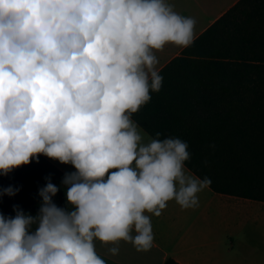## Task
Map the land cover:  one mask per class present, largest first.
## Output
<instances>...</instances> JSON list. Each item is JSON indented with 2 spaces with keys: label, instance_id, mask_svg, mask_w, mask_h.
<instances>
[{
  "label": "clouds",
  "instance_id": "obj_1",
  "mask_svg": "<svg viewBox=\"0 0 264 264\" xmlns=\"http://www.w3.org/2000/svg\"><path fill=\"white\" fill-rule=\"evenodd\" d=\"M195 25L167 0H0V176L41 155L75 168L61 181L71 209L47 177L36 215L0 213V264H106L96 240L148 251L146 213L199 206L211 179L187 169L188 144L145 142L132 119L162 87L155 52L191 46Z\"/></svg>",
  "mask_w": 264,
  "mask_h": 264
},
{
  "label": "trees",
  "instance_id": "obj_2",
  "mask_svg": "<svg viewBox=\"0 0 264 264\" xmlns=\"http://www.w3.org/2000/svg\"><path fill=\"white\" fill-rule=\"evenodd\" d=\"M159 74L160 91L132 119L152 138L185 141L186 166L209 177L213 191L264 201V0H240ZM64 174L41 155L38 163L0 176V188L20 189L0 197V213L14 216L18 205L36 215L47 177L60 188L54 202L71 209ZM164 264L181 263L168 258Z\"/></svg>",
  "mask_w": 264,
  "mask_h": 264
},
{
  "label": "crops",
  "instance_id": "obj_3",
  "mask_svg": "<svg viewBox=\"0 0 264 264\" xmlns=\"http://www.w3.org/2000/svg\"><path fill=\"white\" fill-rule=\"evenodd\" d=\"M239 1L167 0L176 12L195 19L194 39ZM184 48L167 44L156 51L158 69ZM140 128L147 142L151 136ZM46 158L65 173L75 171L71 165ZM146 214L151 216L153 247L137 251L131 243L120 241L119 253L111 255L108 249L115 245L96 240V251L106 264H164L168 258L181 264H264V201L221 194L208 187L199 193L196 208L182 209L169 201L160 216Z\"/></svg>",
  "mask_w": 264,
  "mask_h": 264
}]
</instances>
